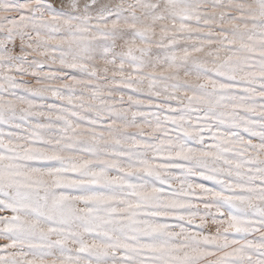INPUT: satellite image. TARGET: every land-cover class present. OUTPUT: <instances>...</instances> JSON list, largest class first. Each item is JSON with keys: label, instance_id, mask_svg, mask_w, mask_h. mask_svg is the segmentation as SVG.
Returning <instances> with one entry per match:
<instances>
[{"label": "snow or ice", "instance_id": "1", "mask_svg": "<svg viewBox=\"0 0 264 264\" xmlns=\"http://www.w3.org/2000/svg\"><path fill=\"white\" fill-rule=\"evenodd\" d=\"M0 264H264V0H0Z\"/></svg>", "mask_w": 264, "mask_h": 264}]
</instances>
